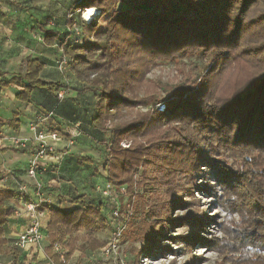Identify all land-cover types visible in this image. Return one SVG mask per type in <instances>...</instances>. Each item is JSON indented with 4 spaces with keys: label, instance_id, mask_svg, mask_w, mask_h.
I'll use <instances>...</instances> for the list:
<instances>
[{
    "label": "trees",
    "instance_id": "16d2710c",
    "mask_svg": "<svg viewBox=\"0 0 264 264\" xmlns=\"http://www.w3.org/2000/svg\"><path fill=\"white\" fill-rule=\"evenodd\" d=\"M83 5L98 10L99 16L111 13L105 40L91 41L96 25L82 22L78 14V21L66 18L64 33L47 29L46 24L38 29L44 45L58 44L62 55L72 61L77 79L82 80L86 72L84 88L76 95L93 94L96 98L87 131L110 133L107 176L119 178L127 153L143 151L137 174L140 197L147 203L140 219L145 247L133 263L137 264L140 253L151 256L170 251L162 241L173 239L168 236L176 227L193 231L180 238L186 245L204 242L198 233L210 222L204 212L196 207L178 216L173 210L187 207L189 211L193 204L183 200L185 193L211 189L195 181L200 169L207 168L225 212L239 219L230 229L228 242L217 243L213 249L220 255H232L227 264H264V0H87ZM73 21L80 24L81 34L82 30L86 33L81 36V46H72L67 40ZM174 58L208 60L200 83L180 88L174 94L177 105L167 106L166 112L148 109L136 114L134 120L119 123L118 114L124 108L147 105L138 94L150 70ZM22 68L23 73L11 78L0 72V91L14 85L19 88L16 100L28 102L35 90L46 89L54 95L53 114L76 122L73 125L86 117V109H77L73 98L56 101V94L65 86L41 79L42 62L26 58ZM240 69L251 79L236 81ZM228 76L233 77V84L224 87ZM125 139L132 143L129 149L119 146ZM65 158L62 163L70 164ZM229 158L237 159L236 163L220 162ZM91 162L76 157L75 169L65 173L71 177L79 170L76 166ZM183 182L186 189L180 186ZM42 193L48 195L44 185ZM96 193L101 199L98 203L85 202L80 195L70 201V209L52 204L37 207L48 216L44 252L52 264H64L54 246L61 248L64 261L69 262L75 250L74 233L105 227L103 213L109 206ZM18 197L16 192L0 188V256L10 257L12 264L20 252L8 246L3 227L15 215L7 202ZM23 199L25 204L32 202ZM104 245L92 242L89 246L96 250Z\"/></svg>",
    "mask_w": 264,
    "mask_h": 264
},
{
    "label": "rangeland",
    "instance_id": "374dc122",
    "mask_svg": "<svg viewBox=\"0 0 264 264\" xmlns=\"http://www.w3.org/2000/svg\"><path fill=\"white\" fill-rule=\"evenodd\" d=\"M86 1L87 0H69L72 6L71 11H77V9L82 10L83 4ZM119 8H121V6ZM40 11L44 12L47 10ZM97 12L99 13L98 10ZM48 13H50V11ZM98 13L89 22L96 25V30L91 36V41L95 42L105 40L106 23L111 14L99 16L100 14ZM73 17L75 21L79 20H76L77 13L74 14ZM52 18L53 17L43 15L40 21L46 23L52 20ZM34 29V27L31 28L29 33H32ZM84 33L85 32L82 30L83 38ZM33 35L36 37L37 41L41 37L36 33H33ZM56 56L58 60L54 63L51 62L46 69V71L53 72L51 76H49V80L52 81V83L60 82L65 86L63 89L65 91V96L75 100L74 103L77 109H86V117H83L78 123L91 138L82 137L80 138L81 140L79 139L76 141L71 151L72 153L69 155L71 158L70 161H74L76 157L89 158V160L92 161L90 165L85 167L76 166V169L79 170L72 175L76 177L74 181L72 179L66 180L69 193L62 196L67 198V200H62L61 206L64 209L72 208L73 206L70 201L80 195L83 196L85 202H100L101 199L97 195L95 187L103 186L105 182L109 181L114 185L115 197L117 196L121 203H126V201H128L132 212L129 218L123 220L126 226L120 242L119 256L116 260L113 258H105L100 254L99 248L90 250L89 246L92 242H96L97 244L107 242L112 228L109 212L107 210L103 213L106 220V225L103 229H93L90 231L79 230L72 235L71 240L74 241L75 250L71 255L69 264H119V258L123 260L125 264H134L133 261L135 256L145 247V242L143 241V232H145V228L144 225L140 223V219L143 218V211L145 212V205L147 207V203L140 197L141 192L139 186L141 178L137 174L144 159L143 151H129L127 153L124 160L122 175L119 178L107 176L105 162L109 158L107 151L110 142V133L93 135L87 131L88 115L92 112L96 98L93 94L84 96L76 95V91L78 92L84 88L83 79H85L84 75H86V72L81 75L82 80L77 79L72 61L64 57L61 51L56 52ZM63 59L66 61L61 69H59V65ZM207 62L208 60L204 62L195 58H174L159 62L156 67L151 69L146 75V83L143 84V88L138 94V98L144 100L147 105H139L135 108L132 107L131 110L124 108L118 114V122L124 123L134 120L137 116L136 114L145 112L148 109L166 112L167 106H176L177 102L174 94L182 87L187 88L195 84L198 85L203 75L206 73L204 69ZM84 67H86V65H83L82 68ZM234 79H236V81L245 79L246 81L248 79L250 80L251 77L249 73L240 69L235 73ZM227 83L233 84V77H226L223 86L225 87ZM74 123L76 122L66 121L63 123L60 132L63 131L65 134H68ZM47 124L50 129L54 127L53 121H49ZM60 132L58 131V134H60ZM64 133L63 136H66ZM131 144L129 139H125L119 143V146L129 149ZM236 161L237 159L232 158L220 160L221 163L229 162L231 164L236 163ZM200 170H202L201 173L195 177L196 185L200 186L204 184L211 189H209V191L193 189L191 190L193 195L185 193V195H183L185 197H182L183 200L191 202L193 205L187 212V207H176L173 213H177L178 216H185L196 207L201 210V212H204L207 218L210 219V222L203 228L204 231L202 233L198 232L200 238H202L204 242H197L191 246L186 245L180 238L191 235L193 231L186 227H176L170 231V235L168 236L173 239H163L162 241V246H168L170 251L165 250L163 253L159 251L157 254L155 253L151 256L140 253L137 264H227L226 260L228 261L232 258V255L228 253L220 255L213 248H215L217 243L223 244L228 242L229 235L231 234L230 229L239 222V219L236 215L227 214L222 207L221 201L218 198L220 192L217 191L210 170L207 168H201ZM61 182L63 181L61 180ZM181 184L180 186L183 187V189L187 188V186L184 185L185 182ZM37 254H39L37 256L41 259L37 260L38 257L34 256V262L39 264L46 263L44 253L41 249L38 248ZM10 259V257L0 256V264H6Z\"/></svg>",
    "mask_w": 264,
    "mask_h": 264
},
{
    "label": "crops",
    "instance_id": "0c3cea01",
    "mask_svg": "<svg viewBox=\"0 0 264 264\" xmlns=\"http://www.w3.org/2000/svg\"><path fill=\"white\" fill-rule=\"evenodd\" d=\"M71 8L69 0H0V72L6 74V78H11L23 73L22 63L26 58L37 59L43 63V70L40 74L41 79L52 82L49 80V76L53 72L46 71V69L51 62L54 63L58 60L56 52L61 50L58 44L52 47L44 45L41 37L38 42L33 33L42 36L38 29L41 24H46L47 29L55 28L64 33L66 17L71 12ZM40 10H49L50 13H48L49 11L41 12ZM43 15L53 18L46 23L41 22L40 19ZM33 27L35 29L32 33H29V30ZM18 92L19 88L14 85L0 91V188L19 194L18 198L7 202V205L15 211V215L7 219L3 227L4 238L7 240L9 247H13V241L25 230L27 225L23 198L31 201L35 200L34 183L26 175L32 148L17 150L12 147L11 139L31 138L28 124L37 115L46 116L54 107L52 105L54 95H49L46 89L35 90L28 102L17 101L15 96ZM49 121H53L54 127L52 129L47 126ZM66 121V118L54 113L50 118H46L43 127L58 134ZM63 133L62 131L58 135L63 136ZM64 135L66 134L64 133ZM57 147L60 149L61 146L58 145ZM72 149L68 153L69 155L72 153ZM69 155L65 158L67 161L71 159ZM75 160L76 158L74 161H70V164L68 162L61 163L58 173L55 172L53 167L49 166L46 172L38 176V180L44 185L46 193L50 195L53 206H61L62 200H67V198L62 197L63 194L69 193L68 186L66 189L67 184L64 182L70 179L74 181L76 177H69L65 171L75 169ZM60 178H64L63 182L59 180ZM19 186L26 188L25 194L18 190ZM41 221V241L37 245L19 251L20 254L15 264H39L34 262V256L39 255L37 254L38 248L44 253L46 263L52 264L46 258L44 252L48 246L46 235L48 216L45 215ZM37 257V260L41 259L39 256ZM6 264H12V259L8 260Z\"/></svg>",
    "mask_w": 264,
    "mask_h": 264
},
{
    "label": "built area",
    "instance_id": "2783aa9c",
    "mask_svg": "<svg viewBox=\"0 0 264 264\" xmlns=\"http://www.w3.org/2000/svg\"><path fill=\"white\" fill-rule=\"evenodd\" d=\"M87 12V8L78 10V18L85 23H89L94 16L90 18L89 22L84 19V13ZM68 20L73 18V15L68 14L66 17ZM53 25V22H51ZM68 30V43L72 46H81V28L73 21L72 25ZM65 59L60 63L59 69L65 63ZM65 97V91L61 90L56 94V100L58 102L62 101ZM53 115L49 112L45 115H37L32 122L28 124V130L32 137L27 138H12V147L17 150H25L29 147L32 148V153L28 160V165L26 169L27 177L34 183V197L35 200L31 203L25 204V216L27 219V225L25 230L15 238L12 245L19 251L27 249L29 246L37 245L42 239V219L46 215L37 211V207L40 205H51L52 200L50 195H44L42 193L43 184L38 180V176L46 172L49 166L55 169L58 173V169L65 158V156L70 152V150L75 145V141L80 137H90L80 128L79 124L73 125L66 136H60L55 132H50L43 127V123L46 118H50ZM91 139V138H90ZM60 145L59 147H57ZM56 173V174H57ZM18 190L25 194L26 188L24 186H19ZM96 191L100 194L101 198L108 203V212L111 221V233L105 243V245L99 249L100 254L107 259L116 258L119 256L120 242L125 230V221L131 216V206L128 201L126 203H121L115 197L114 185L107 181L103 186H97ZM54 251L58 254L59 259L64 264H69V262L64 261V252L59 246H54ZM119 264H125L123 260L119 258Z\"/></svg>",
    "mask_w": 264,
    "mask_h": 264
},
{
    "label": "bare ground",
    "instance_id": "6f19581e",
    "mask_svg": "<svg viewBox=\"0 0 264 264\" xmlns=\"http://www.w3.org/2000/svg\"><path fill=\"white\" fill-rule=\"evenodd\" d=\"M97 10L95 8H87V12L84 13V19L86 22H89L90 21V18L92 16H96L97 14Z\"/></svg>",
    "mask_w": 264,
    "mask_h": 264
}]
</instances>
